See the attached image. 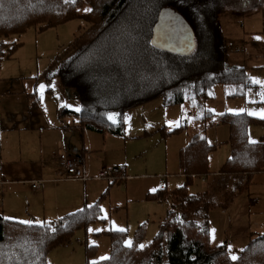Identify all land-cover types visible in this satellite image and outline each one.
Segmentation results:
<instances>
[{
  "label": "trees",
  "instance_id": "1",
  "mask_svg": "<svg viewBox=\"0 0 264 264\" xmlns=\"http://www.w3.org/2000/svg\"><path fill=\"white\" fill-rule=\"evenodd\" d=\"M164 6L189 11L190 17H185L197 39L190 56L151 44L153 26ZM220 11V0H0V64L22 44L14 37L29 28L45 29L75 18L86 21L68 53L42 77L47 81L56 77L62 86L75 90L81 106L75 112L80 127L120 135L133 107L159 97L166 105L188 102L190 106L189 141L179 156L185 184L147 196L170 202L156 235L143 244L146 224L142 223L129 246L126 230H110V256L87 264H264V230L252 232L246 245L234 251L227 240L213 243L210 231L211 211L228 209L249 186L243 177L263 169L264 141L250 142L247 132L254 117L222 116L229 124L231 154L221 171L239 178L237 185L223 190V200L218 201L209 191H188L195 178L211 174L209 157L215 145L207 141V130L216 119L203 99L216 83L251 85L244 67L228 64ZM113 113L115 122L109 119ZM100 219L99 202L67 215L63 226L23 224L0 214V264H48L51 249L68 241L76 228ZM233 255L236 260L230 258Z\"/></svg>",
  "mask_w": 264,
  "mask_h": 264
},
{
  "label": "rangeland",
  "instance_id": "2",
  "mask_svg": "<svg viewBox=\"0 0 264 264\" xmlns=\"http://www.w3.org/2000/svg\"><path fill=\"white\" fill-rule=\"evenodd\" d=\"M220 6L219 26L226 42L228 64L245 65L244 68L251 83L264 81V68H253V65L264 64V0H220ZM180 12L188 18L190 17L189 11L185 7L180 8ZM86 26L87 23L83 18H75L45 29L31 27L19 36H15L14 39L22 44L11 58L1 62L0 77L6 74L4 68H7L6 72H14V74L28 73L31 76H37V92L47 109H49L48 104H52L55 99L62 100L67 93V96L70 97L68 98L69 108L80 109L75 90L64 88L56 77L49 81L42 77L46 71L51 69L54 62L68 53L76 36L82 33ZM248 32L253 33V36L248 37ZM243 36L246 37L244 40ZM41 84L45 85L42 91L39 87ZM251 88L253 87L246 86V84L238 87V84L234 83H216L213 85L212 91L203 99L205 106L216 119L215 124L207 130V141L215 144L209 157L210 170H215L220 161L226 162L230 154L231 146L227 142L229 140V124L225 123L222 118L223 115L230 113L229 110H237L243 116H254V119H257L255 121L253 119L247 126L249 138L250 130H252L251 138L253 140L261 134L264 135V125L260 124L264 122L263 119L260 120L264 103H258L260 101L258 98H262L258 92L263 87L258 85V90ZM48 90L52 92L50 96L47 95ZM233 92H238V94L230 96ZM241 109L243 111H240ZM189 110L188 102L166 105L163 98L159 97L133 107L127 112L123 132L129 141L126 158L129 162L139 165L137 170L130 166L128 175H143L131 177L127 186L115 187L114 191L117 195L112 194L111 198L104 197L101 204V219L76 228L68 241L51 249L47 255L48 264H87L89 261H98L109 257L111 253L110 230H126L128 232L126 241L131 242L137 227L145 223L143 244L152 241L158 231L159 224L167 215L170 202L144 199L143 193L147 185L153 193L163 188L174 190L185 184L186 178L180 175L179 152L189 141L188 127L186 126L190 120ZM249 113L255 114L250 115ZM111 117L113 121L117 120L116 113H113ZM224 139L227 141L222 143ZM107 153L108 156H112L115 151L109 148ZM226 177L235 178L224 174L214 183L219 185L218 189L231 188L230 185L225 186ZM105 178L109 180L111 176ZM231 183L234 182L231 180ZM215 187H211L214 194H216ZM206 189L207 182L200 177L195 178L194 182L188 186L190 193L202 192ZM126 190H128L127 195L130 199L129 207L125 205L123 208L115 209L113 207L115 204L124 201L122 198L125 196ZM222 194L219 191L213 198L217 201L223 200ZM243 199L244 196H238L235 206L231 208V212L228 211L229 217L220 216V213L224 211L222 209L211 211L210 231L213 243L227 240L233 251L234 248H243L248 240L246 230H256V224L253 226L255 219H259V221L264 219V215L260 213L261 204H258L251 208L254 213L250 218L249 226H234L236 231L229 230L232 225L241 223L240 220H235L229 226L228 221L231 217L236 219L235 214L241 209V205L244 203ZM8 202H10V207L8 205L7 207L17 210V212L6 216L24 221V215L21 216L18 213L22 208L24 209V195L23 198L15 197ZM25 218L27 219V217Z\"/></svg>",
  "mask_w": 264,
  "mask_h": 264
},
{
  "label": "crops",
  "instance_id": "3",
  "mask_svg": "<svg viewBox=\"0 0 264 264\" xmlns=\"http://www.w3.org/2000/svg\"><path fill=\"white\" fill-rule=\"evenodd\" d=\"M248 34V37L253 36L251 32H248ZM244 38L246 37L243 36L242 39L244 40ZM241 66L244 67L245 65ZM253 68L263 69L264 64L253 65ZM6 69L4 68L5 76L0 77L1 215L7 219L19 221L6 216H11L12 212H17V210L8 208L7 205L10 207L9 200L15 197L23 198L24 195V209L22 208L18 212L19 215H24V221H32V223L39 221V224L61 223L67 215L92 206L97 202L102 204L106 196L111 198L112 194L117 195L114 188L121 185L127 186L131 177L143 175H128L130 166L132 169L137 170L139 165L129 162L126 158L127 143L129 141H127L124 133L120 135L103 134L93 129L80 127L79 117L75 113L80 109L73 110L69 108L68 98L70 97L67 96L68 93L62 100L55 99L52 104H48L49 109H47L37 92V76H31L28 73L14 74V72H6ZM250 84L253 87L252 90H258V85H261L253 82H250ZM262 87L263 89L258 92L262 97L258 98L260 100L258 103L261 104L264 103V86ZM51 93L48 90L47 95L50 96ZM61 109H67L68 111L64 112ZM230 113L240 114L237 110L230 111ZM188 114L190 116L191 113ZM262 119L264 120V118H260V120ZM263 123L260 124L264 125ZM187 124L189 125V122ZM251 131L249 132L250 141H264L263 134L253 140ZM228 134H230V131ZM224 140L222 143L227 141V139ZM109 148L115 151L112 156H108ZM63 152L70 155H79L83 159L86 179L66 178L67 174L60 161V154ZM224 163L220 161L215 170H211L208 177H202L207 182L205 191H209L210 194L213 193L212 186H216L214 188L216 194L224 190L223 188L218 189L219 185L214 184L215 181L224 176L220 168ZM106 167L118 171L109 180L108 178L99 177L100 171ZM180 175L185 177L182 170ZM33 180L42 181L39 190H34L30 186V182ZM144 180H147V178H144ZM231 180L234 183H231ZM243 180L249 181L248 188L243 193H238L230 207L220 213V216L229 217L228 211L231 212V208L235 206V200L238 196H244V203L241 205L239 212L235 214L236 219L231 217L228 221L229 226L235 220L241 221L240 224L232 225L229 228L233 231H236L233 228L234 226L250 225V218L254 213L251 211L253 206L261 204L260 213L264 215V161L262 171L249 177H243ZM238 181L240 179L228 177L225 186L230 185L233 188ZM145 184L147 185V183ZM146 187L143 193L144 199L152 193L149 185ZM127 191L126 193L124 191L126 196L122 198L124 201L113 206L115 209L123 208L125 205L129 207L130 199ZM216 194L213 193L212 195ZM253 223V226L256 224V230H246L247 242L252 232L264 230V219H260V221L255 219Z\"/></svg>",
  "mask_w": 264,
  "mask_h": 264
},
{
  "label": "water",
  "instance_id": "4",
  "mask_svg": "<svg viewBox=\"0 0 264 264\" xmlns=\"http://www.w3.org/2000/svg\"><path fill=\"white\" fill-rule=\"evenodd\" d=\"M151 44L171 54L190 56L197 47V39L187 18L174 7L164 6L153 26Z\"/></svg>",
  "mask_w": 264,
  "mask_h": 264
},
{
  "label": "built area",
  "instance_id": "5",
  "mask_svg": "<svg viewBox=\"0 0 264 264\" xmlns=\"http://www.w3.org/2000/svg\"><path fill=\"white\" fill-rule=\"evenodd\" d=\"M60 161L64 168V171L67 174V179H86L87 177L84 174L83 169V159L79 155H70L67 153L60 154ZM113 169L106 167L100 171L99 177H112ZM41 180H33L30 182V186L34 190H39L41 187ZM59 225H64L63 223H59Z\"/></svg>",
  "mask_w": 264,
  "mask_h": 264
},
{
  "label": "snow or ice",
  "instance_id": "6",
  "mask_svg": "<svg viewBox=\"0 0 264 264\" xmlns=\"http://www.w3.org/2000/svg\"><path fill=\"white\" fill-rule=\"evenodd\" d=\"M86 11H89L88 9H86ZM257 39H259V37H257ZM254 83H259V84H261L262 86H264V81H254ZM40 89H41V91L45 88V85H43V84H41L40 86ZM77 110H79V109H77ZM230 111H234V110H230ZM240 111H243V109H241ZM250 115H253V114H255V113H249ZM261 116H262V118H264V110H261ZM109 119H112V117L110 116L109 117ZM113 122H115V121H113ZM250 142H252V141H250ZM20 223H23V224H32V221H20ZM37 223L39 224L40 222L39 221H37ZM121 231H122V229H120ZM98 231V230H97ZM125 243H126V245H129L130 246V242L129 241H125ZM141 247H143L142 245H141ZM229 249H230V246H229ZM232 260H236L237 259V257L236 256H231L230 257ZM106 259V258H105Z\"/></svg>",
  "mask_w": 264,
  "mask_h": 264
}]
</instances>
